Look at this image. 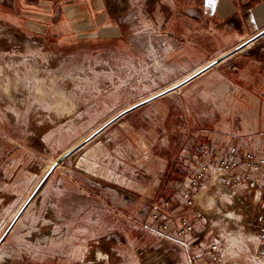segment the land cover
<instances>
[{"label": "rangeland", "instance_id": "1", "mask_svg": "<svg viewBox=\"0 0 264 264\" xmlns=\"http://www.w3.org/2000/svg\"><path fill=\"white\" fill-rule=\"evenodd\" d=\"M108 3L109 26L85 37L36 35L2 14L0 264H250L246 192L210 172L188 206L177 182L198 167L200 142L264 153L263 55L238 54L178 90L231 45L208 33L206 51H178L167 30L184 23L168 19V0ZM251 93L260 101L247 110ZM157 205L172 216L159 220ZM184 217L203 239L189 247L175 236Z\"/></svg>", "mask_w": 264, "mask_h": 264}, {"label": "crops", "instance_id": "2", "mask_svg": "<svg viewBox=\"0 0 264 264\" xmlns=\"http://www.w3.org/2000/svg\"><path fill=\"white\" fill-rule=\"evenodd\" d=\"M168 5L172 9L167 13L168 19L177 21L178 25H181L179 21L184 23L183 32L170 27L167 30L170 36L175 37V42L182 40L178 51L188 53L197 44L200 50L204 45L206 51L208 33L218 35L225 44L231 45L183 77L178 90L238 54L250 55V60L256 52L261 53L263 57L259 60L264 65V45L253 46L256 41L264 40V37L258 38L264 34V0H168ZM2 14H8L9 20L25 23L27 28L38 29L36 35L45 34L53 27V34L57 36L71 34L82 37L95 32L98 34V30L109 26L112 17L108 0H0V19L4 16ZM185 21L198 23L199 30L191 29L190 23ZM172 25L176 27L174 22ZM244 44L250 45L242 51ZM233 66L235 63L231 62ZM244 100L248 102L246 109L249 110L256 106L255 102H259L260 97L251 93ZM200 132L208 134L209 131ZM210 133L213 138L220 134L218 129Z\"/></svg>", "mask_w": 264, "mask_h": 264}, {"label": "built area", "instance_id": "3", "mask_svg": "<svg viewBox=\"0 0 264 264\" xmlns=\"http://www.w3.org/2000/svg\"><path fill=\"white\" fill-rule=\"evenodd\" d=\"M198 152L192 158L197 162L187 173L184 179L178 180L179 198L188 206L194 204V194L210 172H222L226 181L233 185L234 193L243 192L252 206L249 218V226L253 233V239L257 242L256 251L250 256V264H264V153L253 149H239L228 142L205 141L198 144ZM169 205V201L166 202ZM195 210V209H193ZM155 217L159 220L172 216L171 212L157 205L154 209ZM196 214V212H193ZM169 223L165 227H169ZM178 240H185L184 244L191 246L201 238V231L195 221L184 217L180 222V228L176 233ZM211 243L209 254L213 261L221 260V248L219 239L215 238Z\"/></svg>", "mask_w": 264, "mask_h": 264}, {"label": "bare ground", "instance_id": "4", "mask_svg": "<svg viewBox=\"0 0 264 264\" xmlns=\"http://www.w3.org/2000/svg\"><path fill=\"white\" fill-rule=\"evenodd\" d=\"M263 33V32H262ZM261 37H264V34H262L260 37H258V38H261ZM254 40V39H253ZM253 42V41H252ZM253 44V43H252ZM251 44V45H252ZM250 44H247V45H245L243 48H241V50L242 51H245V50H247L248 49V46H249Z\"/></svg>", "mask_w": 264, "mask_h": 264}, {"label": "water", "instance_id": "5", "mask_svg": "<svg viewBox=\"0 0 264 264\" xmlns=\"http://www.w3.org/2000/svg\"><path fill=\"white\" fill-rule=\"evenodd\" d=\"M166 92H161V93H159L158 95H155V96H153V97H151V98H149V99H147V100H145V101H149V100H151V99H154V98H156V97H158V96H160V95H163V94H165ZM137 106V105H136Z\"/></svg>", "mask_w": 264, "mask_h": 264}]
</instances>
